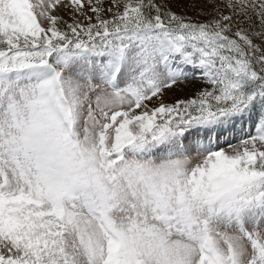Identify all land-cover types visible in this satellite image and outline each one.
<instances>
[{
  "label": "snow or ice",
  "instance_id": "6c2138e0",
  "mask_svg": "<svg viewBox=\"0 0 264 264\" xmlns=\"http://www.w3.org/2000/svg\"><path fill=\"white\" fill-rule=\"evenodd\" d=\"M185 7L0 0V264H264V0Z\"/></svg>",
  "mask_w": 264,
  "mask_h": 264
},
{
  "label": "rangeland",
  "instance_id": "374dc122",
  "mask_svg": "<svg viewBox=\"0 0 264 264\" xmlns=\"http://www.w3.org/2000/svg\"><path fill=\"white\" fill-rule=\"evenodd\" d=\"M186 4H187V0H171L172 10L177 12V14H187L189 16H194V13L188 10L186 7L183 8L182 10V6ZM199 86L200 85H196V87H199ZM192 92H193L192 85L181 86L175 91L167 92L165 96V100L168 103H172L176 99L190 98L192 95Z\"/></svg>",
  "mask_w": 264,
  "mask_h": 264
}]
</instances>
